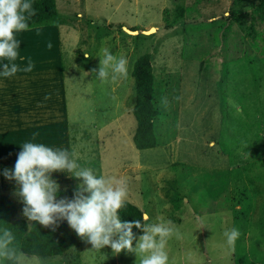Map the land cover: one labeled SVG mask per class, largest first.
Wrapping results in <instances>:
<instances>
[{
	"label": "rangeland",
	"instance_id": "374dc122",
	"mask_svg": "<svg viewBox=\"0 0 264 264\" xmlns=\"http://www.w3.org/2000/svg\"><path fill=\"white\" fill-rule=\"evenodd\" d=\"M56 4L65 24L52 47L55 64L50 71L49 59L38 58L47 70L31 75V84L52 85L36 98L46 93L58 111L68 102L72 113L54 129L59 137L42 143L74 152L98 176L126 177L128 202L151 222L171 219L181 237L168 241V264H264V22L252 23L253 9L240 23L229 20L232 0ZM176 8L184 18L173 23ZM104 48L127 58L126 78L96 79ZM145 53L155 78L157 146L137 150L131 72ZM17 157L6 156L11 167ZM80 182L66 173L57 180L60 189ZM12 200L27 220L20 197ZM233 227L240 232L235 251L223 235ZM26 257L20 264H139L133 253L94 251L81 238L62 256Z\"/></svg>",
	"mask_w": 264,
	"mask_h": 264
},
{
	"label": "clouds",
	"instance_id": "9594fccd",
	"mask_svg": "<svg viewBox=\"0 0 264 264\" xmlns=\"http://www.w3.org/2000/svg\"><path fill=\"white\" fill-rule=\"evenodd\" d=\"M36 14L33 0H0V61H7L0 64V76L11 78L18 72L29 73L34 69L31 61L23 68L16 61L21 45L17 36L30 30V21ZM101 52L96 79L103 84L109 79L115 81L118 76L126 78L127 58L113 54L107 48ZM37 135L34 133L30 141L20 146L14 169L3 172L5 179L16 182V194L24 204L22 213L29 222L55 232L60 222L66 221L78 237L91 244L94 251L107 247L115 255L122 251L135 254L139 264H168V241L174 236L181 237L171 219L151 222L145 213L141 219L122 221L120 212L128 199L127 178L98 176L93 169L81 167L74 152L34 142ZM54 172L66 173L81 181L72 199H57L60 186L51 177ZM196 219L202 223L201 217L196 216ZM133 229L141 234H134ZM223 235L229 248L235 251L239 229L233 227ZM26 259L16 245L14 233L8 227L0 230V261L20 264Z\"/></svg>",
	"mask_w": 264,
	"mask_h": 264
},
{
	"label": "trees",
	"instance_id": "16d2710c",
	"mask_svg": "<svg viewBox=\"0 0 264 264\" xmlns=\"http://www.w3.org/2000/svg\"><path fill=\"white\" fill-rule=\"evenodd\" d=\"M33 7L37 14L30 21V30L48 26L59 27L65 24V20L59 14L56 0H33ZM247 9H253V24L264 22V0H232L227 17L231 21L234 20L236 23H240L238 18H242V14ZM182 18H184V13L181 9L176 8L173 23L180 21ZM251 29L249 27L248 30ZM249 36L252 38L251 40L255 39L251 31ZM224 67L226 66L224 65ZM131 77L135 91L132 114L136 120L132 140L137 150L153 149L157 146L154 123L159 111L154 103L155 78L150 54L145 53L135 60ZM219 91L221 96L220 106L223 112L226 96L221 90V86H219ZM76 186L77 184L71 185L67 189H60L57 199L65 197L69 200L72 199ZM143 214L137 206L127 201L125 207L121 209L120 219L122 221H132L141 219ZM30 224L33 227L29 228ZM5 227H8L14 233L18 249L26 256H36L43 259L62 256L78 246L80 242V237L68 226L66 221H61L59 227L53 232L51 229L44 228L35 222L28 223L25 219H19L16 204L9 197L0 194V230ZM133 232L136 235L141 234L137 229H133ZM4 263L12 264L10 261H4Z\"/></svg>",
	"mask_w": 264,
	"mask_h": 264
},
{
	"label": "crops",
	"instance_id": "0c3cea01",
	"mask_svg": "<svg viewBox=\"0 0 264 264\" xmlns=\"http://www.w3.org/2000/svg\"><path fill=\"white\" fill-rule=\"evenodd\" d=\"M62 26L40 27L18 34L17 38L21 45L16 63L23 68L31 61L35 67L29 73L18 72L11 78L0 76V194L11 200L19 196L16 194V184L12 185L13 181L5 179L3 175L5 169L10 171L14 169L6 160V156H17L22 143L30 141L34 133H38L34 141L36 143L48 141L53 137L58 138L59 134L54 129L59 128V125H68L72 113L68 102L63 111H58L54 110L56 101L49 99L48 102L46 93L42 94V99L36 98L38 89L49 92L47 90L52 89V85L31 84V75H35L37 71L43 74L47 70L44 64L42 72V65L37 63L38 58L39 60L48 58L50 71L52 70L55 64L54 56H57L52 47L59 42V28ZM46 36L51 41L43 40ZM48 43L52 44L51 47H47ZM49 48L51 49L47 51ZM5 62L7 61H0V64ZM31 92L33 93L30 95ZM62 173L54 172L51 177L57 182Z\"/></svg>",
	"mask_w": 264,
	"mask_h": 264
},
{
	"label": "water",
	"instance_id": "95a60500",
	"mask_svg": "<svg viewBox=\"0 0 264 264\" xmlns=\"http://www.w3.org/2000/svg\"><path fill=\"white\" fill-rule=\"evenodd\" d=\"M151 30H152V29H151ZM151 30H150V31H151ZM148 32H149V31H148ZM148 32H146V34H147Z\"/></svg>",
	"mask_w": 264,
	"mask_h": 264
}]
</instances>
